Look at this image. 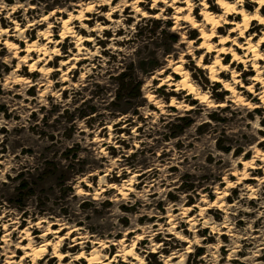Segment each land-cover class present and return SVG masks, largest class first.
I'll list each match as a JSON object with an SVG mask.
<instances>
[{
  "label": "rangeland",
  "instance_id": "rangeland-1",
  "mask_svg": "<svg viewBox=\"0 0 264 264\" xmlns=\"http://www.w3.org/2000/svg\"><path fill=\"white\" fill-rule=\"evenodd\" d=\"M4 2L11 7L17 0ZM119 2L101 6L95 0H20L27 11L18 8L11 18L8 10L0 13V29L13 34L0 37V136L4 137L0 160L13 155L15 163L25 156L35 157L33 164L12 169L16 175H8V183H0V253L10 240L17 254L12 259L19 260L24 250L15 248L16 243H29L23 238L30 235L34 244H40L48 222L62 218L70 228L81 226L84 235H94L92 240H109L112 248L104 252L108 256L118 252L116 242L130 232L128 240L137 242L136 250L146 264H264V159L257 156L258 149L264 151V107L257 95L262 83L255 92L246 89L257 72L251 63H232V54L223 55L222 62L230 68L219 77L234 84L232 71L241 75L244 86L234 84L237 91L246 102L258 105L249 109L239 105L224 83L210 78L204 66L213 62L214 53L203 58V67L193 60L205 50L190 52L188 42L193 40L196 49L202 42L201 32L183 20L177 24L175 8L161 3L153 9L149 0L140 8L150 18L138 19L130 4L109 20L107 13ZM88 4H95L87 13L92 17L85 22L88 28L81 31L82 23L74 22L77 34L93 38L84 43L81 56L86 58L62 66L64 59L78 52L76 38L68 36L58 44L60 55L49 64L52 72L30 71V65L21 61L27 44L44 29L51 30L54 41L60 40L63 18ZM255 7L246 6L248 11ZM161 8L168 19H160ZM199 13L197 8L193 15L201 21ZM17 24L25 30L15 31ZM226 26L224 33H217L227 34L231 25ZM263 30L264 25L254 21L246 35H261ZM7 39L18 45L19 54L6 46ZM131 48L136 51L126 55ZM32 55L39 57L38 52ZM181 57L187 63H181ZM177 63L192 73L201 92H211L209 100L218 107L208 108L194 94L174 89L181 78L174 71ZM123 72L129 74L127 80L141 83V95L117 96ZM169 77L171 85H160ZM150 96L168 105L175 98L190 107L167 123L162 117L161 128L146 131L151 117L143 110L159 112ZM257 117L260 127L254 128ZM242 173L251 178L243 179ZM129 181L133 182L129 185ZM118 230L117 235L106 233ZM92 240L86 251L92 248ZM71 243L68 238L62 251L75 255L79 249H71ZM4 259L0 256V264ZM59 263L55 257L48 262Z\"/></svg>",
  "mask_w": 264,
  "mask_h": 264
},
{
  "label": "bare ground",
  "instance_id": "bare-ground-1",
  "mask_svg": "<svg viewBox=\"0 0 264 264\" xmlns=\"http://www.w3.org/2000/svg\"><path fill=\"white\" fill-rule=\"evenodd\" d=\"M130 4L131 3H129V5ZM100 5L102 6L104 4H100ZM93 6H94V4H88L85 8H82V9L78 10L77 13H72L71 14V17H79L81 15V12H83V17H84L83 19H70V16L67 17V18H63V25H62L63 29H62V31L60 33V35H61V39L60 40L54 41L52 39L51 30H48V29L40 30L38 38L36 40H34V41L29 42L25 49L23 48L27 52V54L22 56L21 61H23L25 63L27 62L26 64L30 65V71H34L33 69L40 71V69L51 68V66L49 65L50 62L53 61L56 58V56H59V55L55 54L53 49H59L58 48V44L63 41L62 39H65L68 36H73V37L76 38V42H77L76 45L78 46V52H77V54L75 56L70 57L69 59H64L62 61V66L66 65V64H69L71 60H75V61L77 60V62H78L80 60L85 59L86 56H81L83 54V49H85L84 43L87 42V41H92L93 38L92 37H84V36H82L80 34H77L76 30L74 29V24H75L74 22H76V20H79L82 24H85L86 20L92 19V17L88 16V14H87L88 12H91V10H85V9L86 8L93 9ZM246 6H249V8H250L252 6V3L249 2V3L246 4ZM139 7H140V5H139ZM173 8H175V10L177 8L185 9V11H183V12L175 11V14H174L175 15L174 16L175 22L177 24H180V21L182 19L181 20H177L176 17L177 16L187 15V11H186L187 5L181 3L180 0H178L177 4ZM163 9H165V8H163ZM213 9L218 10L219 7L214 5L211 10L213 11ZM194 11H193L192 15L194 14ZM262 11L264 12V8L261 9V13H262ZM110 12H112V11H110ZM213 12H214V15L215 14H221L222 15L223 14V9H222L221 12H218V13H216L215 11H213ZM113 13L114 12H112V15H113ZM51 14H54V11H52ZM155 16H158V14H155ZM239 16L240 15L233 16L231 14H229L227 16V20L229 21V23H227V24L231 25V27L228 30L227 34H225V35H220V34L217 33V32H223V33L225 32L227 24H223V22H221V26H217L216 27L215 31H216L217 34L215 36H212V38L210 40H208V41H205V36H204V34L201 33L200 38L202 39V42H201L200 45L197 46L195 51H197V50H205V53L202 54V60H203L204 57L207 56L208 53H214L215 54L213 62L209 63V64H206L204 66V68H207L209 70V76H210L211 79H212L213 75L216 76L215 80L212 79L213 81L221 82L223 80L219 77V75L224 73V72H226V71L221 70V66H223V68H227L228 70L230 68V64L222 62L223 55L224 54H232V53H230V52H219L218 49L219 48H232L233 51L235 52V54L237 56L241 57V59L239 61H237L233 57L232 63H234V62H238L239 64L243 63L246 66H247L248 63H251L252 66H253V69L257 72L256 75L252 77L253 82L251 84H249V85H246V89L248 91H249V89H251L250 92H255L256 85L259 84V83H262V90L259 93L256 92L257 95L261 98V96L264 95V62L262 64L261 61H264V59H261L259 57H260V55H264V51L262 50L263 47H264V30L262 31L261 35L251 34V35L247 36L246 35L247 31L251 28L253 22L255 21V20H253V21H251V25L246 30L243 31V35H240V31L242 30V26L244 25L245 21H244L243 17H242V19L240 21H235ZM45 17L48 18L49 16L46 15ZM230 17H232L234 20H231ZM107 18H108V15H107ZM109 20H113V17L111 16V19H109ZM183 21L189 23L186 20H183ZM196 22L198 24H201V25L205 26V28H204L205 33H208L209 35L211 34V30L213 28V23L215 21L209 22V21L205 20L204 17H203L201 21L196 19ZM17 25H19V24H17ZM17 25L15 26V31H24L25 30V29H23V27H20V26H19V29H18ZM185 26L186 25H181L180 28L185 27ZM82 28H84V27H81V29H80L81 31L83 30ZM173 28L175 29L176 26L173 27ZM192 28L194 29L195 27H192ZM2 29L5 31V34L7 36H10V37L13 36L12 33H8L7 32V31H9L8 29H5V28H2ZM69 30H71V31H69ZM92 30H94V29H92ZM49 32L51 33V35H47V33H49ZM73 32L75 33V35L72 34ZM41 33H45V35H41ZM62 33H63V35H62ZM221 36L227 37V40L223 44L220 41V37ZM256 37H258L257 41H256ZM216 38H218L217 41L215 40ZM42 39H44V42L43 43H39L40 40H42ZM233 39L236 40V44H232L231 41ZM242 39H243V43H241ZM191 42H193V40H191ZM53 43L55 45L51 46L50 44H53ZM205 43L215 45L216 48H214V49H212L210 51L207 47H201V45H203ZM5 44L8 47H9V45H15L16 47H12L11 49L15 50V54H19L20 53L19 51H21V50L17 49L18 45L14 41H12L11 39H7L5 41ZM241 45H243V47H241ZM257 45H258V47H256ZM253 48L255 49V51L252 50ZM239 50L242 51V54L239 53L240 52ZM33 52H38L39 53V57L33 58V55H32ZM15 56L17 57V55H15ZM218 58L220 60V65H216V63H215ZM40 63H43V65L39 66ZM214 65H215V68H216L215 72H213V66ZM73 67H76V65L75 64L72 65V68ZM59 69L60 68H58V70ZM181 69H183L184 71H187L179 63H177L174 66V71L177 74L181 75V78L179 80H177L176 83H175L176 88L184 80L183 72L181 71ZM247 70H248V68L246 67L245 71H247ZM69 71H70V69H68L67 72L63 73V77H65V74H67ZM233 71L237 72L236 70H233ZM40 72L44 73L43 71H40ZM240 76L241 75L236 76L235 79L240 80ZM232 78H233V76H232ZM18 79L19 80L22 79L21 76ZM66 80H67V78H63V81H66ZM225 83L233 85L229 81H224V84ZM163 84H164L163 82L160 83V85H163ZM193 86H197V84L194 83ZM240 86H244V84L241 83ZM234 87H235V91L242 98H244L242 93L237 91L236 85H234ZM176 88H174V89L176 90ZM226 89L230 90L229 88H226ZM181 90L187 91V94H192L191 92L188 91L187 88H182ZM232 95H233V92H232ZM234 97L236 98V101H237V97L236 96H234ZM194 98H196L195 95H194ZM196 99H198V98H196ZM261 100H262L263 107H264V99H261ZM256 106H258V105H256ZM257 154H258L257 156H260V158H261V154H264V151H260L258 149L257 150ZM245 163H246V166L249 165L248 161H245ZM250 166L252 168H258V167L252 166V164H250ZM242 176H244V174ZM250 178L251 177H248V176H244L243 177V179H250ZM44 221H47V220L46 219L42 220V222H44ZM62 221H63L62 218H58V219H55V220H50L48 222V225H47V230H45V232H48V235L45 236L44 235L45 232H43L41 234V237H43V241L40 243V244H42L45 240H53L54 241L56 238H61V237L64 238L62 246L59 249V251L61 253L71 254V255H65L63 261L59 260L60 261L59 264H84V260L87 261V264H106V261H104V257L105 256L107 257L108 260L113 261V264H127V261H130L128 258L131 257V256L127 257V260L121 258V256H120V252H121L122 248H123V251L126 253L128 251V247H126V246H131L133 243L136 246V243H137L136 241L129 242V240H128V235H130V232H126L124 237H122L120 239V241H122L123 244H119L120 249L118 250V252H116L114 254V256H108L104 252H106L108 248H112L110 246V244H108L109 240H106V241H104V239L100 240V241L92 240V237L94 238V235H84L83 227L79 226V227H75V228H70V226L64 224L65 221H63V222ZM54 225H57V227H54ZM49 227L51 228V231H49ZM106 233H107L108 236H111V234L117 235V234H119V230L118 231H106ZM99 234H101V233H99ZM50 235H52L53 238H50L49 237ZM86 236L88 237V239L84 240V237H86ZM68 238L72 239V243L69 245V247L71 249H73V250L76 249V248L79 249L78 253L75 254V255L72 254V252H70V251H68V252L62 251V249L65 247V241ZM23 239H28V238L25 237ZM139 239L142 240L143 238L140 237ZM91 240H92L93 246H92L91 249H89V251H86V249L88 248V242L91 241ZM80 241H83V246L80 243ZM20 243H21V247L19 249L24 250V254H22L21 257H19V260L22 262V264H30L28 261H30L31 259L26 255V252L27 253H31L32 252V248H28L27 245L29 243L24 244L23 240H20ZM102 243H106L107 247L101 248V244ZM40 244H34V246L38 247ZM114 244H116V243L114 242ZM50 246L51 245L48 246V249H49ZM135 251L137 252L136 247H135ZM97 252H100L101 254L99 256H97ZM82 253H83V255H81ZM137 254H139V253L137 252ZM16 255L17 254L15 253V255L12 256V258L14 259ZM54 257L55 256L48 257V255L46 254L42 259H38L36 264H48V262H50ZM71 257H79V259L72 260ZM55 258H57V257H55ZM131 258H133V257H131ZM169 260L171 262L173 259L169 258ZM133 261H134V258H133ZM134 263L138 264V262H135V261H134ZM145 264H146V262H145Z\"/></svg>",
  "mask_w": 264,
  "mask_h": 264
},
{
  "label": "clouds",
  "instance_id": "clouds-1",
  "mask_svg": "<svg viewBox=\"0 0 264 264\" xmlns=\"http://www.w3.org/2000/svg\"><path fill=\"white\" fill-rule=\"evenodd\" d=\"M149 2V0H131V7L134 9V12L136 14H138V19L139 18H145V17H149L150 18V14L147 11L142 10L139 5L141 3H145L147 4ZM178 0H151V4L150 7L153 9H156L158 7V5H160L161 3L166 5V6H172L174 7L177 4ZM181 3L186 4L187 5V15L184 16H177L176 19L177 20H186L188 21L192 27L195 28H199L200 32L202 34H204L205 36V41H208L212 38V36H215L217 33L215 31L217 26H221V22H223V24H227L229 23V21L227 20V16L229 14L235 16V15H240L241 17H243L245 23L242 26V30L240 31V35H243V31L246 30L250 25H251V21L255 20L257 21L258 24L260 25H264V14L261 13V9L264 8V0H212L211 3H209V0H180ZM251 2L254 5H257V7L254 8L253 11H248L247 8L245 7L247 3ZM112 0H95V4H108L111 5ZM94 4V6H95ZM218 6L219 8L223 9V14H215L214 12L211 10L213 8V6ZM31 4H28V7H31ZM93 6V7H94ZM129 6V0H120L119 4L115 7L112 8V12L115 11H120L121 13L123 12L124 7H128ZM18 8H25L24 4L20 3V0H17V3L15 6H9L7 5L4 0H0V13L4 12L5 10H8V16L9 18H11V14L12 12H15ZM199 9L200 10V14L204 17L205 20L212 22L215 21L213 23V28L211 30V34L209 35L208 33H205L204 28L205 26L198 24L196 22V18L195 16L192 15L193 11L195 9ZM85 10H93V9H88L86 8ZM25 11H27V9L25 8ZM177 12H183L185 11V9L183 8H177L176 9ZM112 12L107 13L108 18L111 19L112 16ZM160 19H168V17H165L163 15L164 13V9L161 8L160 9ZM83 12H81V15L79 17H71L70 15V19H83ZM44 19H47L46 17ZM121 19H123V17H121ZM13 23H15V21H13ZM31 26V25H29ZM81 27L84 28H88V26L86 24H81ZM122 27H124V25H120ZM52 25L49 24V28H51ZM99 27V26H98ZM17 28L19 29V25H17ZM89 31H92V29H88ZM136 30V25L133 24L131 25V31L135 32ZM235 30V29H234ZM71 31V30H69ZM73 35H75V33H72ZM3 35H5V31L3 29H0V37H2ZM41 35H45V33H41ZM47 35H51V33H47ZM63 35V33H62ZM23 38V37H21ZM120 39H125V37H120ZM227 40V37L221 36L220 37V41L223 44L225 41ZM232 44H236V40L233 39ZM189 43V51L190 52H195V48L192 47V43L193 42H188ZM10 48L12 47H16L15 45H9ZM46 47V46H45ZM201 47H207L210 51L214 48H216L215 45L212 44H203L201 45ZM241 47H243V45H241ZM258 47V45L256 46ZM253 51H255V49H252ZM53 51L55 52L56 55H60L59 49H53ZM136 51L135 48H131L128 50V52L126 53V55L131 56L132 53H134ZM219 52H230L232 53L233 57L239 61L241 59V57L237 56L235 54V52L233 51L232 48H219L218 49ZM261 59H264V55H260ZM193 60L196 61L197 65L200 67H203V64L201 63L202 61V57L201 58H197L195 56H193ZM181 63H187L186 61L183 60V57H181ZM216 65H220V60L219 58L216 60ZM170 66H171V61H170ZM35 70V69H33ZM221 70L223 71H228L227 68H223V66H221ZM40 71H43L45 73V75H47L48 73L52 72L53 69L51 68H46V69H40ZM181 71L183 72V76H184V80L177 86L176 90L180 91L182 88H187L189 92H191L192 94L195 95L196 98H198L200 100V102L202 104H206L208 108H215L218 107V105H216L215 103H213L212 101L209 100V97L211 96V92H201L198 86H193L194 82L192 81V73L189 71H184L183 69H181ZM216 71L215 65L213 66V72ZM240 75L239 73L233 71L232 72V76H233V80H234V84H240L241 81L235 79L236 76ZM63 78H67V74H65V77ZM213 80L216 79V76L213 75L212 77ZM222 83H224L223 81H221ZM164 84H169L171 85V83H173V81L171 80V77L167 78L166 80L163 81ZM233 85H230L228 83H225L224 86L225 88H229L232 92L233 95L237 97L238 103L241 106H246L249 109H254L256 107L255 104H252L250 102H246V100L244 98H242L236 91H235V87ZM7 86V85H6ZM147 87V86H146ZM249 91H251V89H249ZM54 96L57 97V99H59V93L55 92L52 93ZM149 99L151 100V102L153 104H156L157 107L159 108V112H153V111H149L148 109H144L143 111L145 112V114L149 117H151V120L148 123L147 129L148 130H152L154 128H161L162 124H161V118L163 117V120L165 123L168 122L169 118H175L178 115H183L185 112H187L189 110V105L184 103L183 101H179L175 98L172 99L171 104H165L162 100H158L156 99V97L154 96H150ZM261 99H264V95L261 96ZM45 104H47V101H44ZM169 107H175L177 109H179L178 112H170L167 109ZM260 118L257 117L255 123L253 124L254 128H259L260 127V123H259ZM0 126H3L2 124H0ZM81 127H83V124H81ZM9 128L11 129V126H9ZM4 139L3 136H0V142H2ZM111 142V141H109ZM150 143V141L148 142ZM140 145V141L136 142V147L139 148ZM117 147H119V145H117ZM105 155H107V153H104ZM125 155H127L128 153H124ZM16 155H19V152L16 153ZM109 159L111 160V157H109ZM119 159V158H117ZM261 159H264V154H261ZM13 161H15V156L13 155H9L6 156L4 159L0 160V165H3L2 168H0V183H8L7 180V176L8 175H12L15 176L16 173L12 171V169H17L19 170L21 165L24 164H33L35 162V157H22L19 161H16L15 163H13ZM112 165L115 167L116 166V160H112ZM122 171L125 169H121ZM161 171H164L163 168H161ZM133 181H129L128 184L130 185ZM109 187H115V185H109ZM77 188L79 190V185H77ZM129 190H132L131 188H129ZM98 196V194H97ZM124 196H127V193H124ZM146 198V197H145ZM35 227H40V225H35ZM49 231H51V228L49 227ZM45 236L48 235V232L44 233ZM177 235H179L177 233ZM181 240L185 239V237L180 236L179 237ZM29 239V244L27 245L28 248H32V252L31 253H27L26 255L31 259V264H36L38 259H42L46 254L49 256H55L57 257L60 261L64 260L65 255H71V254H65V253H61L59 251V249L62 246L63 243V239L64 238H56L54 241L53 240H45L42 244H40L38 247L34 246V241L32 239V237L29 235L28 236ZM88 237H84V240H87ZM8 247L5 248V251L3 253H0V256H3L5 259L3 261V264H22V262L20 260H13L12 256L15 255V252L12 251V242L10 240H7L5 242ZM80 243L83 246V241H80ZM111 243V242H109ZM116 243L118 244H123L122 241H117ZM51 245L52 247V252L48 253V246ZM15 248H20L21 244L20 243H16L14 245ZM107 247L106 243H102L101 244V248ZM128 247V251L125 253L123 251V248L121 249L120 252V256L121 258L127 260V257L131 256L134 258L135 262H138V264H145V260L143 257H141L139 254H137V252L135 251V244L133 243L131 246H126ZM156 247H160V245H157ZM149 250H153V249H149ZM101 253L97 252V256H99ZM83 255V253L81 254ZM72 260L75 259H79V257H71ZM104 261H106V264H113V261H110L107 259V257H104ZM134 261H127V264H134Z\"/></svg>",
  "mask_w": 264,
  "mask_h": 264
},
{
  "label": "trees",
  "instance_id": "trees-1",
  "mask_svg": "<svg viewBox=\"0 0 264 264\" xmlns=\"http://www.w3.org/2000/svg\"><path fill=\"white\" fill-rule=\"evenodd\" d=\"M128 75H129L128 73L123 72L118 77L120 84H119V92H118L117 96L119 98H121L123 96V94L124 95L126 94L129 97H137V96L141 95V83H139V82L135 83L131 80H127ZM182 118H185V117H182ZM48 173H50V171ZM23 186H26V187L28 186L26 181L23 182Z\"/></svg>",
  "mask_w": 264,
  "mask_h": 264
}]
</instances>
